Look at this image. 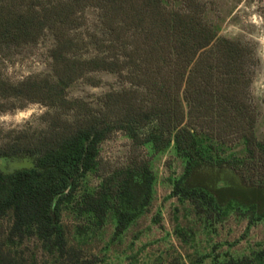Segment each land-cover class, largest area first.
Segmentation results:
<instances>
[{"label": "trees", "instance_id": "1", "mask_svg": "<svg viewBox=\"0 0 264 264\" xmlns=\"http://www.w3.org/2000/svg\"><path fill=\"white\" fill-rule=\"evenodd\" d=\"M166 1L184 7L169 8ZM89 6L102 11L110 53L81 59L67 33ZM204 12L198 0H35L21 10L0 9V46L36 41L48 28L57 42L50 51L52 75L12 84L0 74V98L54 110L46 115L47 130L20 131L0 144V159H34L30 167L0 170V219L12 221L0 242V264H96L68 246L63 206L73 204L96 228L111 217L113 240L119 239L151 206L157 182L152 159L169 151L184 163L171 196L189 202L198 218L220 223L234 216L248 228L264 223V141L255 135L256 112L247 100L252 49L220 37ZM95 72L115 74L130 86L105 94L99 108L67 98L73 83ZM116 133L131 142L128 165L113 168L76 198L82 181L99 170L100 145ZM232 137L246 154L233 168L260 165L251 173V182L263 175L258 185H220L218 175L200 170L229 163L214 154V142ZM27 238L39 243L41 257L20 254ZM213 264H264V249Z\"/></svg>", "mask_w": 264, "mask_h": 264}, {"label": "rangeland", "instance_id": "2", "mask_svg": "<svg viewBox=\"0 0 264 264\" xmlns=\"http://www.w3.org/2000/svg\"><path fill=\"white\" fill-rule=\"evenodd\" d=\"M30 1L35 0H0V9L10 5L21 10ZM198 1L205 7L204 19L220 37L240 41L252 49L253 62L249 66L252 83L247 100L256 112L255 135L259 141H264V0ZM166 5L173 9L184 7L181 1H166ZM75 18L76 26L67 33L76 43L74 55L90 59L110 53L111 34L103 24L102 11L89 6ZM56 43L54 31L48 28L36 41L1 45L2 78L18 84L29 77L52 75L50 51ZM129 86L115 74L95 72L73 83L67 90V98H80L99 108L105 94ZM52 112L54 110L39 103L0 98V144L20 131L38 134L47 130L46 115ZM214 143V154L229 163L222 168L202 165V172L218 175L220 185L260 183L262 174L251 182V173L261 170L260 165L247 161L240 164V169L233 168L234 160L244 161L246 157L242 141L232 137ZM131 150L130 140L122 133H116L103 142L99 147V170L88 174L82 181L76 198L83 189L96 188L101 177L113 168L128 165ZM141 150L142 155L147 156V150ZM152 163L157 182L151 206L117 240H113L114 222L111 217L102 228H96L87 218L76 214L73 204L63 206L61 220L68 246L80 251L86 259H96V264H213L215 260L248 257L264 249V223L248 228L245 221L234 216L220 223H207L194 214L189 202L171 196L172 181L179 178L184 170L183 161L171 151L154 157ZM33 165L34 159L29 157L0 159V170L4 172ZM11 222L10 216L0 219V242L6 239ZM27 239L18 250L20 254L41 257L39 243L35 238Z\"/></svg>", "mask_w": 264, "mask_h": 264}, {"label": "bare ground", "instance_id": "3", "mask_svg": "<svg viewBox=\"0 0 264 264\" xmlns=\"http://www.w3.org/2000/svg\"><path fill=\"white\" fill-rule=\"evenodd\" d=\"M27 115V114H26ZM30 115V114H29Z\"/></svg>", "mask_w": 264, "mask_h": 264}]
</instances>
